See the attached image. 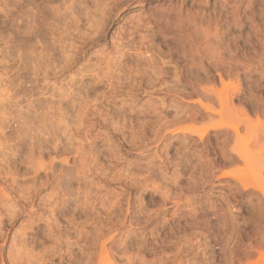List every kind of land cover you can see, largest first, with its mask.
<instances>
[{
  "label": "rangeland",
  "instance_id": "obj_1",
  "mask_svg": "<svg viewBox=\"0 0 264 264\" xmlns=\"http://www.w3.org/2000/svg\"><path fill=\"white\" fill-rule=\"evenodd\" d=\"M0 264H264V0H0Z\"/></svg>",
  "mask_w": 264,
  "mask_h": 264
}]
</instances>
